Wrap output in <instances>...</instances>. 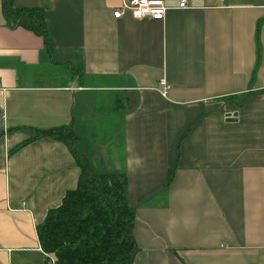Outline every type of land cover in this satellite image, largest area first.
Wrapping results in <instances>:
<instances>
[{
    "label": "crops",
    "instance_id": "crops-1",
    "mask_svg": "<svg viewBox=\"0 0 264 264\" xmlns=\"http://www.w3.org/2000/svg\"><path fill=\"white\" fill-rule=\"evenodd\" d=\"M123 1L15 0L45 38L0 0V264H47L37 227L81 167L36 135L62 127L125 178L132 264H264V0H166L164 20Z\"/></svg>",
    "mask_w": 264,
    "mask_h": 264
},
{
    "label": "trees",
    "instance_id": "trees-1",
    "mask_svg": "<svg viewBox=\"0 0 264 264\" xmlns=\"http://www.w3.org/2000/svg\"><path fill=\"white\" fill-rule=\"evenodd\" d=\"M14 1L2 0L10 23L47 38L43 10L19 9ZM75 74L80 81L81 75ZM36 136L67 143L81 167L78 186L69 190L37 227L43 251L55 264H132L138 252L133 234L136 209L126 198L125 178L115 173H95L72 127L37 130Z\"/></svg>",
    "mask_w": 264,
    "mask_h": 264
},
{
    "label": "built area",
    "instance_id": "built-area-1",
    "mask_svg": "<svg viewBox=\"0 0 264 264\" xmlns=\"http://www.w3.org/2000/svg\"><path fill=\"white\" fill-rule=\"evenodd\" d=\"M189 7H191V0L178 1V9H187ZM169 9L170 7L166 0H124L119 7L113 10V15L118 19L128 12L137 19L150 18L154 20H164ZM159 85L162 94L166 96L170 88L169 83L163 79L160 81ZM0 90H3L1 83ZM47 264H55L53 257L48 255Z\"/></svg>",
    "mask_w": 264,
    "mask_h": 264
},
{
    "label": "rangeland",
    "instance_id": "rangeland-1",
    "mask_svg": "<svg viewBox=\"0 0 264 264\" xmlns=\"http://www.w3.org/2000/svg\"><path fill=\"white\" fill-rule=\"evenodd\" d=\"M76 73H77L78 75H82V72H81V71H78V70H77ZM91 129H92V128H91ZM72 142H73V145L76 144V142H74V141H72Z\"/></svg>",
    "mask_w": 264,
    "mask_h": 264
},
{
    "label": "water",
    "instance_id": "water-1",
    "mask_svg": "<svg viewBox=\"0 0 264 264\" xmlns=\"http://www.w3.org/2000/svg\"><path fill=\"white\" fill-rule=\"evenodd\" d=\"M229 116H231V115H228L227 117H229ZM227 120H230V121H235V120H237L235 117H233V119L232 118H228Z\"/></svg>",
    "mask_w": 264,
    "mask_h": 264
}]
</instances>
